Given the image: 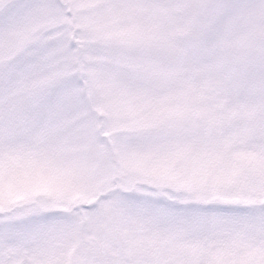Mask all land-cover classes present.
I'll list each match as a JSON object with an SVG mask.
<instances>
[{
    "label": "snow or ice",
    "instance_id": "1",
    "mask_svg": "<svg viewBox=\"0 0 264 264\" xmlns=\"http://www.w3.org/2000/svg\"><path fill=\"white\" fill-rule=\"evenodd\" d=\"M0 264H264V0H0Z\"/></svg>",
    "mask_w": 264,
    "mask_h": 264
}]
</instances>
